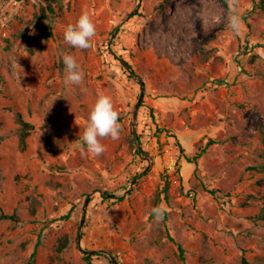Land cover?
Returning <instances> with one entry per match:
<instances>
[{
	"label": "rangeland",
	"instance_id": "obj_1",
	"mask_svg": "<svg viewBox=\"0 0 264 264\" xmlns=\"http://www.w3.org/2000/svg\"><path fill=\"white\" fill-rule=\"evenodd\" d=\"M163 1L0 0V216L20 218H0V264H264V0ZM85 11L96 33L75 49ZM99 95L121 132L93 156Z\"/></svg>",
	"mask_w": 264,
	"mask_h": 264
},
{
	"label": "clouds",
	"instance_id": "obj_2",
	"mask_svg": "<svg viewBox=\"0 0 264 264\" xmlns=\"http://www.w3.org/2000/svg\"><path fill=\"white\" fill-rule=\"evenodd\" d=\"M234 0H229L231 5ZM228 26L234 31H239L240 20L236 15L229 17ZM96 33V27L90 15L85 11L76 20L75 24H69L63 32L64 42L75 49H90L91 39ZM61 62L64 66V84L81 85L84 73L77 64L76 58L69 53L61 54ZM119 114L114 108L111 97L99 95L94 105L91 107L81 140L86 146L87 152L93 156H100L105 151L102 139H118L121 126L118 122ZM83 151V146H82ZM167 209L162 205L152 209V213L157 220H162Z\"/></svg>",
	"mask_w": 264,
	"mask_h": 264
},
{
	"label": "trees",
	"instance_id": "obj_3",
	"mask_svg": "<svg viewBox=\"0 0 264 264\" xmlns=\"http://www.w3.org/2000/svg\"><path fill=\"white\" fill-rule=\"evenodd\" d=\"M223 3L225 4L226 7L229 6V2L228 0H222ZM173 2V0H164L160 5L159 7L161 9H164L166 8L169 4H171ZM261 7L264 8V1H262L261 3ZM122 120V117H119V120L118 121H121ZM19 122L21 124V128H20V145H21V148L22 149H26L27 147V144H28V141H27V138L28 136L30 135L31 133V130L34 128V124L25 120L21 115H19ZM164 130V128H160V132H162ZM136 140V138H135ZM218 140L215 139V138H211L209 139V141L207 142V144L204 146V147H201V149H199V152H197L193 157L191 156H186V158L188 159L189 162H194L196 164H198V158L202 156L203 153L207 152V150L209 149V147L215 143H217ZM181 145V150L182 152L185 153V148ZM137 153H140L139 150L137 151ZM169 184H170V181L167 180L164 188H163V192H164V197L165 199H168L169 197ZM211 193H215V190H211ZM167 212H165V217H166V214ZM71 215V212H69L68 214L65 215L66 218L70 217ZM0 218H12V219H15V220H19L20 221V218L19 216L16 214V213H12V214H2L0 216ZM171 239H173L171 236H170ZM181 248V251H183V248ZM84 254L85 256L88 258V259H91V256L94 255L93 252H88L86 250H84Z\"/></svg>",
	"mask_w": 264,
	"mask_h": 264
},
{
	"label": "water",
	"instance_id": "obj_4",
	"mask_svg": "<svg viewBox=\"0 0 264 264\" xmlns=\"http://www.w3.org/2000/svg\"><path fill=\"white\" fill-rule=\"evenodd\" d=\"M142 84H143V86L145 85V82H144V80H142ZM144 95V92L142 93V96ZM80 243H81V237H80Z\"/></svg>",
	"mask_w": 264,
	"mask_h": 264
}]
</instances>
